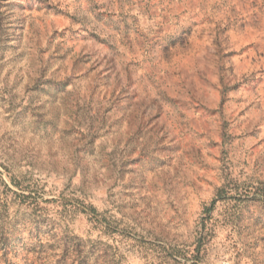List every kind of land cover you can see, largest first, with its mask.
I'll return each mask as SVG.
<instances>
[{
    "label": "rangeland",
    "instance_id": "374dc122",
    "mask_svg": "<svg viewBox=\"0 0 264 264\" xmlns=\"http://www.w3.org/2000/svg\"><path fill=\"white\" fill-rule=\"evenodd\" d=\"M0 264H264V0H0Z\"/></svg>",
    "mask_w": 264,
    "mask_h": 264
}]
</instances>
